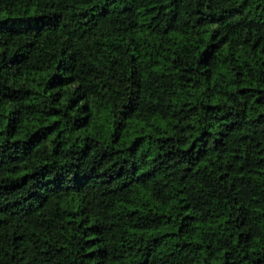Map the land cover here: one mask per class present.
Wrapping results in <instances>:
<instances>
[{"label":"trees","instance_id":"obj_1","mask_svg":"<svg viewBox=\"0 0 264 264\" xmlns=\"http://www.w3.org/2000/svg\"><path fill=\"white\" fill-rule=\"evenodd\" d=\"M0 264H264V0H0Z\"/></svg>","mask_w":264,"mask_h":264}]
</instances>
